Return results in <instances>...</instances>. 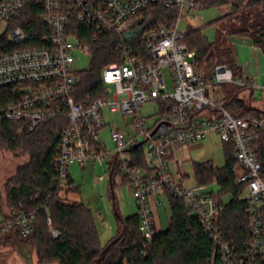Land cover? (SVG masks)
<instances>
[{"label": "built area", "instance_id": "2783aa9c", "mask_svg": "<svg viewBox=\"0 0 264 264\" xmlns=\"http://www.w3.org/2000/svg\"><path fill=\"white\" fill-rule=\"evenodd\" d=\"M157 2L173 9L175 16H158L152 7ZM27 3L43 9L42 22L48 33L41 37L40 46L27 44L22 29H9V20ZM195 4V0H102L95 4L92 0H0V36L5 35L11 47L0 53V89L10 90L0 119L25 121L33 129L45 119L66 117L55 158L59 196L65 198L71 165L81 169L90 164L101 166L109 158L107 170L115 167L127 180L140 217L139 232L148 242L156 226L153 207L160 205L156 198L169 193L186 204L202 231L215 242L222 264H257L258 260L264 264V180L251 150L259 133H264V117H232L222 100L215 103L205 94L213 85L236 83L264 90V83L235 82L226 65L215 66L206 81L195 67V51L182 43L186 27L181 22L192 17ZM70 18L89 27L92 41L108 39L121 52L119 62L101 71L103 96L88 103H77L71 97L76 82L73 54L90 51L78 47ZM152 101L162 106L148 126L139 111ZM104 111L128 120L121 126L110 124ZM104 128L109 129L112 151L106 150L100 138ZM211 133L234 147L233 179L244 190L249 232L240 254L223 242L216 225L221 206L207 186L176 171L170 162L175 151ZM138 147L145 159L140 167L134 166L129 153ZM9 215L0 218V235L17 233L27 238L33 213L11 210Z\"/></svg>", "mask_w": 264, "mask_h": 264}, {"label": "trees", "instance_id": "16d2710c", "mask_svg": "<svg viewBox=\"0 0 264 264\" xmlns=\"http://www.w3.org/2000/svg\"><path fill=\"white\" fill-rule=\"evenodd\" d=\"M100 1L92 0L93 4ZM195 1L194 10L229 7L228 13L214 22L226 20L229 35L246 37L264 56V0ZM152 7L160 17L175 16L173 9L165 8L161 3L157 2ZM42 15L40 5L27 3L9 20V29H22L27 36V44L40 46L41 37L48 33ZM69 24L72 25L71 34L78 47H87L92 53L89 68L76 78L71 91L75 102L88 103L103 96L101 71L110 63L119 62L121 52L115 50L108 39L92 41L89 27L75 18H70ZM185 31L182 43L189 50L195 51V67L206 81L210 79L215 66L225 65L222 55L229 58L227 61H230L233 78V74L241 73L240 68L233 63L229 46L222 49L216 41L209 42L202 35L201 27L187 25ZM10 49L5 35L0 36V53ZM235 88L237 91L224 89L222 102L226 112L236 118L264 117V110L249 106L238 97L239 92L249 87ZM9 95L10 90L0 89V108L7 102ZM67 123L64 116L48 118L30 129L25 121L0 119V151L9 152L15 158H27L0 187V218L8 219L11 210L33 213L32 231L27 238L23 239L17 233L0 235L1 244L17 240L30 245L38 264H222L215 242L202 231L197 218L186 204L169 193L164 194L170 212L167 227L157 229L155 226L154 235L148 242L139 232L138 213L126 217L120 213L114 195L115 178L118 177L121 184H126L127 180L115 167L109 168V192L117 234L102 247L93 211L81 202H65L58 195L61 188L55 158L61 132ZM222 144L225 151L223 167H214L209 161L195 162L194 177L199 185L216 186V194L210 191L221 206L216 225L223 242L236 254H240L249 239L246 201L243 187L234 184L233 144ZM251 150L261 165L260 177L264 180V133H259ZM129 153L133 157L134 166L145 165L141 148H135ZM65 191H78L69 177ZM225 197L229 198L228 201H224ZM257 264L263 262L258 260Z\"/></svg>", "mask_w": 264, "mask_h": 264}, {"label": "rangeland", "instance_id": "374dc122", "mask_svg": "<svg viewBox=\"0 0 264 264\" xmlns=\"http://www.w3.org/2000/svg\"><path fill=\"white\" fill-rule=\"evenodd\" d=\"M228 11L229 7L225 6L194 10L191 12L192 17L183 19L181 27L185 28L187 25L201 27L202 35L209 42L216 41L217 45L222 49L229 46L232 60L235 64L232 53L235 47L231 42L239 37L244 39L247 38L241 35H229V25H227L226 20L218 23L214 22L223 14L228 13ZM236 27H238L237 24ZM73 56L74 63L72 64L71 69L76 78H78L82 72L89 68L92 54L90 52L74 53ZM221 57L224 61L223 63L229 70H231L230 61H227L229 58L227 59L225 55H222ZM235 66L238 67L236 64ZM165 73L168 74V71L165 70ZM233 76L235 82L241 80L240 74H233ZM261 76H264V72H262ZM168 86L169 91H171L172 88L169 82ZM235 87H238L236 83L213 85L212 87H208L205 94L215 103H220L223 97L224 89L227 91H237ZM250 92L251 90L249 88L244 89L239 92L238 97L246 102L247 105L264 110V90L256 89L252 91V97ZM159 105L162 106L159 101H152L142 105L139 113L142 117L147 118L148 126H150L158 118ZM103 114L108 123H115L118 126H121L122 122L125 123V121L128 120L127 117H124L123 120L119 113L108 114L104 111ZM100 138L104 142L106 150L112 151L113 144L109 139L108 128L101 130ZM108 159H104L101 166L98 164H94V166H92V164H90L81 169L76 165H72L68 168L70 177L75 186L78 188L77 192L75 191L70 193L77 197L78 202L83 203L93 211L95 217V227L102 247H104L107 241L115 237L117 234L115 217L112 211V198L109 192V177L106 172ZM175 159L178 160L179 163L187 160L184 161V166H187L188 168L191 166V163L204 161H209L214 167L221 168L225 162L224 146L215 136L210 135L202 142L193 143L183 147L182 152L178 153L177 156H175ZM25 161H27L26 157L15 158L9 152L0 151V187L14 174L16 168ZM100 176H105V178L99 179ZM118 187H116L117 189L115 188V194L117 192V195H115L117 198H115L122 216L126 217L136 213L137 208L131 192L125 186ZM207 189L209 192L212 191L213 194H216V186H208ZM119 193H121L122 199H120L118 195ZM61 195H63V193H61ZM60 198L63 201H68L64 197L60 196ZM156 199L160 202V205H157L160 224L162 228L165 229L170 216L167 199L164 196L157 197ZM228 199V197H225L224 201H228ZM0 264H38V260L33 248L30 245L14 240L11 243H0Z\"/></svg>", "mask_w": 264, "mask_h": 264}, {"label": "crops", "instance_id": "0c3cea01", "mask_svg": "<svg viewBox=\"0 0 264 264\" xmlns=\"http://www.w3.org/2000/svg\"><path fill=\"white\" fill-rule=\"evenodd\" d=\"M231 43L234 44V47H235V49L232 52L233 53V59L235 61V64L241 70V73H240L241 80H243L244 82L255 83L257 85L263 84L264 83V76H261V74H262V72H264V56H263L261 50L258 47L253 46L248 39H244L241 37L234 39ZM256 89H258V88L257 87L253 88L251 91H254ZM252 95H251V97H252ZM146 120H147V118H146ZM210 135H213L218 139L216 134L211 133ZM182 149L175 151L174 155L171 157V160H170L171 166L176 171H181L188 177H190L192 175L193 179L195 180L193 163H191V166L188 168L187 166H184V164H185L184 161H187V160H184L183 162H181L182 163V165H181V163H179L178 160L175 159V156H177L178 153L182 152ZM92 166H94V165L92 164ZM106 172H107V176L109 177V171L107 170ZM69 178L71 179L70 174H69ZM104 178H105V176L99 177V179H104ZM118 186H125L130 191L127 183L121 184L120 180H118V178H115L114 195H117V192L115 194V190L117 189L116 187H118ZM118 195H119L120 199H122L121 193H119ZM65 199L68 201L78 202L77 197L75 195H72L70 192H68V193L66 192ZM68 201H65V202H68ZM68 203H70V202H68ZM152 206H154L153 201H152ZM153 214H154V219H155L157 229H161L162 226L160 224L157 206L153 207Z\"/></svg>", "mask_w": 264, "mask_h": 264}]
</instances>
